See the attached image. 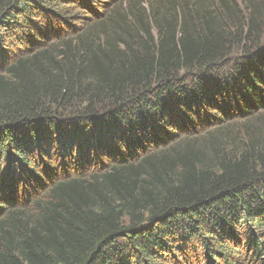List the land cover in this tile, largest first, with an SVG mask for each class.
<instances>
[{
	"label": "trees",
	"instance_id": "1",
	"mask_svg": "<svg viewBox=\"0 0 264 264\" xmlns=\"http://www.w3.org/2000/svg\"><path fill=\"white\" fill-rule=\"evenodd\" d=\"M100 5L0 0V264H264L263 154L189 140L264 112V37L92 50Z\"/></svg>",
	"mask_w": 264,
	"mask_h": 264
},
{
	"label": "rangeland",
	"instance_id": "2",
	"mask_svg": "<svg viewBox=\"0 0 264 264\" xmlns=\"http://www.w3.org/2000/svg\"><path fill=\"white\" fill-rule=\"evenodd\" d=\"M95 1L98 5L105 3L109 6L103 8L100 5L102 13L98 19L87 15L91 21H82L76 27L88 37L92 50L98 47L108 50L110 46L123 50L124 42L131 43L135 49L136 43L149 41L146 32L156 41L158 27L163 32L173 28L178 33L183 24L193 38L205 36L208 30H222L231 45L234 43L231 36L236 32L241 33L240 41L246 43L244 38L249 26H255L256 31L250 37L252 40L257 38L261 42L259 48L263 47L264 0ZM93 19H103L104 22L97 25ZM230 51L239 54L240 46H233ZM189 140L191 147L195 143V149L203 152L205 160L223 159L232 162L246 152L253 158L259 154L264 156V112L249 120L230 122L221 129L203 131ZM180 147L183 151L186 146L183 144Z\"/></svg>",
	"mask_w": 264,
	"mask_h": 264
}]
</instances>
